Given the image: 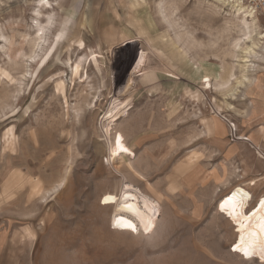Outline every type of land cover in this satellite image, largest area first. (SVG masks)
I'll return each mask as SVG.
<instances>
[{
    "label": "rangeland",
    "instance_id": "rangeland-1",
    "mask_svg": "<svg viewBox=\"0 0 264 264\" xmlns=\"http://www.w3.org/2000/svg\"><path fill=\"white\" fill-rule=\"evenodd\" d=\"M46 1L0 0L9 264H264V22L236 0Z\"/></svg>",
    "mask_w": 264,
    "mask_h": 264
},
{
    "label": "crops",
    "instance_id": "crops-1",
    "mask_svg": "<svg viewBox=\"0 0 264 264\" xmlns=\"http://www.w3.org/2000/svg\"><path fill=\"white\" fill-rule=\"evenodd\" d=\"M256 92L253 100L251 101V108L253 109L252 117L256 123L257 133L260 135V139L251 138L257 147L264 149V67L260 77L256 80ZM7 243L6 233L1 232L0 229V264H9L12 260V256L6 251L5 247Z\"/></svg>",
    "mask_w": 264,
    "mask_h": 264
},
{
    "label": "bare ground",
    "instance_id": "bare-ground-1",
    "mask_svg": "<svg viewBox=\"0 0 264 264\" xmlns=\"http://www.w3.org/2000/svg\"><path fill=\"white\" fill-rule=\"evenodd\" d=\"M221 1V0H220ZM50 4L49 0L46 1V4H42V7H46ZM236 6L239 7L237 10L241 11L243 10L242 5L240 4L239 0H236ZM41 11H38L37 15L41 16ZM45 14V13H44ZM39 22V21H38ZM239 22L241 23V30L243 32V34L247 37L248 41H251L252 44L250 46L246 47V50H248L247 52H251L253 51V53L255 54V49L258 46V40L262 39V33L259 30V25L257 26L256 23L253 20H249L246 17H239ZM51 23V22H50ZM38 24V23H37ZM39 26H41V30H43L44 26H42V22H39ZM41 32V31H40ZM43 32V31H42ZM40 35V34H38ZM264 36V34H263ZM39 38H42V36H40ZM246 41V40H245ZM258 41V42H257ZM244 43V41H243ZM239 45V44H238ZM240 46V45H239ZM245 53V52H244ZM250 55V54H249ZM248 54L247 56L243 59V62H248ZM34 58V57H33ZM253 66V65H252ZM245 67V66H244Z\"/></svg>",
    "mask_w": 264,
    "mask_h": 264
},
{
    "label": "built area",
    "instance_id": "built-area-1",
    "mask_svg": "<svg viewBox=\"0 0 264 264\" xmlns=\"http://www.w3.org/2000/svg\"><path fill=\"white\" fill-rule=\"evenodd\" d=\"M243 7V15L264 22V0H239Z\"/></svg>",
    "mask_w": 264,
    "mask_h": 264
}]
</instances>
